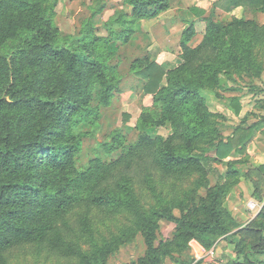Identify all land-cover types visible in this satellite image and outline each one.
<instances>
[{
  "label": "trees",
  "instance_id": "16d2710c",
  "mask_svg": "<svg viewBox=\"0 0 264 264\" xmlns=\"http://www.w3.org/2000/svg\"><path fill=\"white\" fill-rule=\"evenodd\" d=\"M173 1L123 0L128 10L107 21L111 34L102 37L90 18L78 34L64 33L55 17L59 0H0V264L6 263V252L24 243L86 264H106L112 247L95 235L89 217L93 208L122 210L131 217L147 246L139 264H161L162 251L179 260L168 243L156 245L158 217L176 221L179 236L193 233L206 244L229 232L218 206L219 191L211 192L199 209L193 206L190 215L178 217L166 206L148 210L133 183L135 178L149 180L157 168L176 175L203 171L208 156L194 143L215 139L203 91L230 67L255 70L253 51L264 41V21L219 20L214 7H250L264 14V0L216 1L195 46L190 45L195 21L183 19L182 62L174 68L166 70L147 52L134 58L130 69L145 80L144 90L153 98L134 126L136 140L113 132L97 142L104 155L79 163L86 133L81 126H98L101 108L112 105L121 92L118 62H112L116 51L109 44L129 41L137 22L159 16ZM103 9L101 4L97 10ZM162 125L172 133L148 132ZM238 138L230 134L215 142L213 159H225L234 148L241 151ZM232 168L233 173L243 169L235 162ZM243 229L256 240L246 251L239 245L242 257L233 264H264V206Z\"/></svg>",
  "mask_w": 264,
  "mask_h": 264
},
{
  "label": "rangeland",
  "instance_id": "374dc122",
  "mask_svg": "<svg viewBox=\"0 0 264 264\" xmlns=\"http://www.w3.org/2000/svg\"><path fill=\"white\" fill-rule=\"evenodd\" d=\"M101 4H104V9L97 10ZM221 5L218 3L214 7L216 19L228 21L233 17H246L264 21V14H257L250 7L226 10ZM126 10L128 8L123 0H59L55 17L64 33L78 34L83 23L90 18L97 28V34L108 37L111 32L107 21ZM160 18L161 15L142 19L135 24L137 30L129 41L114 39L109 44V48L116 51L112 62H118L122 76L119 85L121 92L116 95L112 105L101 108L98 126H81V130L86 133L79 154L80 164H87L94 154L104 155L97 142L108 139L113 132L125 134L128 141L136 140L137 130L134 126L143 106H151L153 98L152 94L144 90L145 80L130 69L131 61L147 52L159 63V57L165 49L173 54L181 52V35L178 32L173 33L170 40L164 41L160 27L154 32L151 29L155 20ZM171 56L174 59L163 66L166 70L176 65V56ZM253 60L255 70L230 67L227 72L220 73L217 83L203 91L209 100L215 127L214 142L213 139H207L194 143L195 150L205 151L208 156V160L202 162L203 171L176 175L157 168L149 180L134 179V192L148 210L166 206L178 217L190 215L188 213L193 206L199 209L211 199V192L219 191L218 206L222 221L229 227L227 237L220 236L211 244H206L193 233L184 232L179 236L176 221L158 217L156 245L168 243L172 254L179 259L162 251L161 264H233L234 260L242 257L239 245L246 251L256 240L254 235L246 234L243 228L257 219L264 206V41L255 46ZM237 105L240 107L238 112ZM239 126L241 128L237 129ZM148 132L153 136H168L172 130L169 125H162L150 127ZM230 134H234L235 138L242 137L237 139L242 150L234 148L225 159H213L215 142ZM115 156L117 153L107 158ZM232 162L243 169L233 173ZM81 207H77L75 212H80ZM89 217L99 241L111 244L106 264H139L140 257L146 255L147 246L127 213L117 209L93 208ZM212 249L213 254L210 253ZM5 258V264H86L35 243L15 246L5 253Z\"/></svg>",
  "mask_w": 264,
  "mask_h": 264
},
{
  "label": "crops",
  "instance_id": "0c3cea01",
  "mask_svg": "<svg viewBox=\"0 0 264 264\" xmlns=\"http://www.w3.org/2000/svg\"><path fill=\"white\" fill-rule=\"evenodd\" d=\"M216 1L217 0H174L171 7L167 11L160 14L161 18L159 20H155L156 22L151 29L154 32L160 27V29L162 30L160 34L164 35V38H162V40L167 41L170 40L171 35H173V33L175 32H178L181 35L183 27L185 25L183 19L193 20L195 21L197 33L191 40L190 45L195 46L203 38L206 28V21L204 18L205 16L209 15ZM164 17L169 18L165 20L163 19ZM171 54L175 55L177 58L176 65H174L173 67L178 66L182 62L180 53L177 52L176 54H173L171 53V51H168V49H165L160 55L159 58L161 60H159V63L164 67L165 65H168L169 61L174 59Z\"/></svg>",
  "mask_w": 264,
  "mask_h": 264
},
{
  "label": "built area",
  "instance_id": "2783aa9c",
  "mask_svg": "<svg viewBox=\"0 0 264 264\" xmlns=\"http://www.w3.org/2000/svg\"><path fill=\"white\" fill-rule=\"evenodd\" d=\"M210 253L213 254L214 253V249H212Z\"/></svg>",
  "mask_w": 264,
  "mask_h": 264
}]
</instances>
